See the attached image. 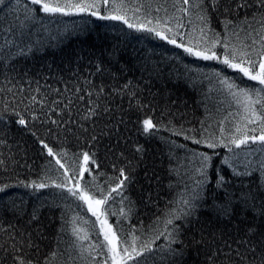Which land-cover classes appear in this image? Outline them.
Listing matches in <instances>:
<instances>
[{"label":"trees","instance_id":"16d2710c","mask_svg":"<svg viewBox=\"0 0 264 264\" xmlns=\"http://www.w3.org/2000/svg\"><path fill=\"white\" fill-rule=\"evenodd\" d=\"M148 2L153 9L163 6L160 12L153 11L148 17L152 20L149 27L157 30L171 27L173 32L184 35L183 41L177 40L185 44L189 42L188 33L198 35L195 26L199 21L194 15L191 25L185 15L182 21L185 27L177 28L172 17L181 13L175 11L172 0L167 4L164 0ZM25 3L27 0H21L16 5L15 0H10L7 7L0 6V46L6 40L14 41L0 52V187L8 186L0 192V262L14 264L12 256L18 254L33 264H46V260L51 264H102L105 257L93 247L97 236L92 230V222L96 218L87 212L86 206L83 210L78 208L76 205L80 202H73L74 198L65 200L66 191L54 187L52 182H60L64 173L56 160L64 163L71 175L72 166L82 163L76 160L77 155L85 151L95 153L93 158L99 168L91 175L86 173L85 177L90 180L97 176V182L106 189L115 186V181L110 185L105 181L118 177L119 170L125 169L131 180L124 192L128 200L122 204L120 196H115V200H110L105 207L108 223L126 233L133 225L138 229L143 226L146 230L180 198L185 184L191 186L189 176L194 174L197 165L190 162V153L177 147L181 144L196 151H207L210 155L216 153L204 193L206 207L197 213L199 223L187 226L182 221H175L182 225V264H246L236 256L237 247L249 259L253 255L246 251L249 245L256 246L257 256L264 251V217L245 212L236 199H233L230 218L218 217L211 210L213 204H225L226 195L239 198L251 192L257 198V207L264 202V182L258 171L264 153L255 151L261 147L259 142H249L240 148L230 145L233 152H229L223 146L207 149L203 144L195 145L184 138L187 135L199 139L202 133L206 139L214 135L219 140L221 121L225 128V143L229 132L240 135L235 132V127L237 124L243 126L242 116L246 114L235 103L230 90L213 75L214 71L234 79L240 87H260L258 82L249 81L217 61L189 56L183 48L168 44L154 34L136 32L120 21L101 20L89 13L73 11L66 16L37 13V22L25 28L23 36L18 27L13 35L8 29L18 24L17 16L23 20ZM205 5L211 28L222 35L225 20L241 25L247 18L259 28L253 17L259 20L260 13L264 12L256 0H219L215 8L211 0H205ZM100 14H107L103 6ZM157 16L162 18L160 23L155 19ZM128 19L132 23L144 22V13H135L129 7ZM166 34L172 36V32ZM240 38H244L243 32ZM230 42L240 46V40L235 36H231ZM29 46L31 51H28ZM217 51H221L219 46ZM32 97H36V101L45 100L47 104L42 106L33 102ZM252 99H256L254 93ZM56 100L64 103L57 106L52 103ZM68 100L74 103L70 113L63 114L65 122L59 126L52 124L51 120L58 117L50 109L56 108L59 112ZM90 101L99 105L100 114L85 121L81 117L93 106ZM105 108L108 111H103ZM21 116L26 125L18 123ZM145 118L159 122L154 135L143 132ZM253 127L259 134L257 124L248 125L249 129ZM174 132L182 134L174 135ZM40 140L52 147L57 155L49 156ZM138 146L144 149L142 158L135 151ZM225 156L238 171H244L245 161L252 162L249 170L257 171L247 176L234 175L231 168L221 163ZM220 175L225 179L223 187L216 184ZM45 177L50 178L43 180L49 185L46 188L25 186L32 185L33 181L41 182ZM128 201H131L132 211L125 219L120 209L127 212ZM34 212L38 220L32 219ZM113 212L117 214L112 215ZM77 213L83 219L73 223ZM74 226L81 230L80 237L87 235V238L79 239L73 235ZM250 227L255 228L252 235L247 231ZM96 231H99L98 223ZM99 239L102 240V236ZM242 240H247L249 245H238L237 241ZM29 241L34 247L28 246ZM14 243L16 248H22L21 252L12 248ZM157 243L165 242L161 239ZM53 252L55 257L51 256ZM155 262L161 264L159 255ZM149 264H152L151 260Z\"/></svg>","mask_w":264,"mask_h":264},{"label":"snow or ice","instance_id":"6c2138e0","mask_svg":"<svg viewBox=\"0 0 264 264\" xmlns=\"http://www.w3.org/2000/svg\"><path fill=\"white\" fill-rule=\"evenodd\" d=\"M16 5L21 3V0H15ZM261 9H264V0H256ZM10 0H0V6L7 7ZM168 0H164V4H167ZM212 7L215 8L219 4V0H211ZM29 5L33 6L30 7ZM105 8L107 14L101 15L100 8ZM172 6L176 12L181 13L180 16L173 15L172 19H175L177 23V28L185 27L182 23L184 16H188V23L191 25L193 21L191 17L194 15L196 20L199 21V25L195 26L198 35H193L191 32L189 35V42L187 44L178 42L177 38L181 41L184 39L179 31L173 32L171 27H165L164 29L157 30L156 27H149L152 24V20L148 19L152 16L153 11L160 12L162 5H158L155 9L152 8V4L148 0H135L133 6V0H27L24 5L23 20L19 16L16 17L18 24L16 26H10L8 31L15 35L16 27L20 30V35L23 36V30L28 28L29 25H34L37 22V13H43L47 16L60 15H70L73 11L79 13H89L92 16H97L101 20H111L120 21L127 25L129 29H134L136 32H144L148 34H154L161 40H166L168 44L174 45L177 48H183V51L189 56L197 57L198 59L204 61H217L224 65L226 68L235 70L242 77H246L249 81L258 82L260 87L250 88V87H240L234 79H229L228 77L222 76L219 71H214L213 75L219 78V82L225 85L230 90V95L234 98L235 103L243 108V112L246 115L242 116V120L245 122L243 126L237 124L235 127V132L240 135H234L229 132L228 142H224L225 128L223 127V121H221L220 134L221 139L217 140L215 136L211 138H204L203 134H199L201 138H196V136H187L184 138L190 140L195 145L203 144L207 149L215 150L217 147L223 146L227 148L229 152H233V148L230 145H234L236 148H240L241 145H249V142L256 144L259 142L261 147L255 149V151L264 153V12L260 13V19L253 20L259 24V28H255L252 22H249L247 18L241 25L234 24L231 20L224 21V34L215 31L211 28V20L208 15V8L205 5V0H172ZM187 6V7H185ZM244 5H240L243 7ZM131 7L132 11L139 13L143 11L144 22L132 23L128 19V8ZM2 10V9H0ZM165 13L168 9L164 8ZM157 23H160L161 19L159 16L155 17ZM172 32V36L169 37L166 33ZM244 33V38L241 40L240 33ZM255 33V35H253ZM235 36L240 40V46L237 47L231 44L230 38ZM258 37V39H257ZM193 40L196 41L193 44ZM250 40V43L247 42ZM9 43H14V41L6 40L5 44L0 46V52ZM202 45V46H201ZM221 51H217V48ZM28 51H31V46L28 47ZM24 49L21 48V54H23ZM127 87V85L125 86ZM237 89V91H232ZM38 91V89H37ZM77 91H79L77 89ZM103 92V88L100 89ZM253 93L256 99H252ZM133 95H135L133 93ZM91 96V93H89ZM77 99H83V97H77ZM33 102H37L40 105L47 104V101L41 100L36 101V97H32ZM55 105L59 106L63 104V101L56 100L53 101ZM74 103L72 100H68L65 107L60 108L57 112L56 108H51L53 113L57 114V119H52L51 123L59 126L64 123L63 114L68 111L70 113V106ZM93 105L87 109V111L82 115L81 119L85 121L92 120L97 117L100 113L98 111L99 105L95 101H90ZM257 105L259 107H257ZM43 111V107H41ZM103 111H108L107 108ZM19 115V113H17ZM231 115V113H229ZM47 117V113H45ZM20 125H26V120L21 116L18 120ZM257 124L259 128V134L257 133V128H248V125ZM159 129V122L153 123L151 118H145L142 121V130L145 134L154 135L155 130ZM206 132L207 129H204ZM252 133V134H249ZM174 135H181V132H174ZM35 135V133H33ZM93 140L96 139L95 136L92 137ZM40 143L47 150L49 156L55 157L57 155L52 147H49L47 143L40 140ZM174 143V142H173ZM179 148H183L186 153H190V162L195 163L197 166L194 168L192 175L189 176L192 183L191 186L185 184V191L180 194V198L173 202L172 207H170L162 216H158L151 225L145 230L143 226L141 228H136L132 226L128 232H123L122 229L119 231L114 229L113 225L108 223L107 215L108 209L105 207L109 204V201L115 200V196H120L121 203L128 200V197L124 195L127 188V183H130V176L125 173V169L121 168L119 170L118 177H110L105 181L106 184H111L115 181V186L106 189L103 185L97 182L98 177L92 176L89 180L85 177V174L91 175L99 165L93 158L95 153L90 154L89 152H82L76 156L77 161H82V163L74 164L72 166V174H68V168H65V164L61 163L59 159L56 163L61 169H64L63 179L60 182L53 181V185L56 189L66 191L67 196L64 197L65 200L68 198H74L73 202L79 201L80 203L76 206L78 208L84 209L86 206L87 212H90L92 216L96 217V221L92 222V230L97 236L95 247L105 259L102 264H156L155 258L157 255L160 256L161 264H182L181 258L183 257V241L180 239L182 235V225L177 224L175 221H182L183 225L191 226L194 223H199V217L197 215L198 210L206 207L204 204L206 191V185L209 182V169L213 166V156L216 155L213 152L210 155L207 151H196L195 149H189L187 145L181 144L177 145ZM137 153L143 156L144 149L142 146H138L135 150ZM66 155V153L64 154ZM2 163V162H0ZM222 164L227 165L232 169L233 174L240 175H252L253 171L257 169L249 170L251 161H245L244 171H238L237 167L230 162V158L225 156L221 161ZM260 167L258 169L262 182H264V155L261 156L259 161ZM90 165H95V168L90 167ZM175 171V169H173ZM198 177V178H197ZM44 179H50L49 177L42 178L41 182H32V185L36 189H43L49 185L43 182ZM218 187H223L225 184V179L220 175L216 181ZM0 187V192L4 191L5 188ZM115 194V195H113ZM233 199L241 205L245 212H252L254 216L264 217V202H262L259 207L256 204V196L251 192L239 197H228L226 195L225 204H213L212 211L216 213L218 217L230 218L233 211ZM128 209L125 212L124 208L120 209V213L123 214L124 218H128V213L132 211L131 201H128ZM112 215L117 213L113 212ZM33 220H38V215L34 212L32 216ZM63 219V216H62ZM76 219H83L79 213L73 217V223ZM87 223L88 221H84ZM99 223V231H96V223ZM80 229L73 227V235H76L79 239H86L87 235L84 237L79 236ZM248 234L252 235L255 232V228H249ZM102 235L103 239H99ZM14 239V238H13ZM163 239L165 243L158 244L157 242ZM237 244L249 245L247 240L237 241ZM173 245H180L181 247H173ZM28 246L34 247V245L29 241ZM231 249V245H226ZM2 247V246H0ZM38 247V246H35ZM12 248L16 250L17 253L22 251V248H16V244L12 245ZM5 251H8L5 249ZM236 256L245 261L246 264H264V251L256 255V246L249 245L246 251L251 252L252 258L249 259L247 256L242 255L239 248L235 249ZM83 259V253H80ZM51 256L55 257L56 253L53 252ZM14 264H33V261L26 260L23 255L14 254L12 256ZM2 264V262H0ZM46 264H51L50 260H46ZM91 264V262H89Z\"/></svg>","mask_w":264,"mask_h":264},{"label":"rangeland","instance_id":"374dc122","mask_svg":"<svg viewBox=\"0 0 264 264\" xmlns=\"http://www.w3.org/2000/svg\"><path fill=\"white\" fill-rule=\"evenodd\" d=\"M96 218V217H95ZM98 223V222H97ZM98 227H99V223H98ZM102 236V235H101ZM103 238V237H102Z\"/></svg>","mask_w":264,"mask_h":264}]
</instances>
